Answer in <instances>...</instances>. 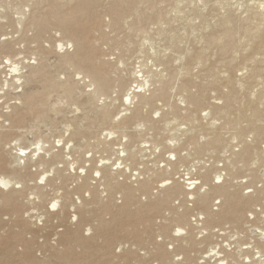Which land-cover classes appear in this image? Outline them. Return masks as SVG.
Returning a JSON list of instances; mask_svg holds the SVG:
<instances>
[{
  "label": "rangeland",
  "instance_id": "obj_1",
  "mask_svg": "<svg viewBox=\"0 0 264 264\" xmlns=\"http://www.w3.org/2000/svg\"><path fill=\"white\" fill-rule=\"evenodd\" d=\"M43 1L40 5L39 1L33 2L38 4L36 5L38 7L34 8L35 4H31L32 8L25 0H0V163L2 165L0 176L21 181L24 185L23 190L20 188L11 190L12 186L2 189L0 184V264H65L59 262L55 254L68 250L67 256L70 261L76 262L83 257L82 263L85 262V264H216L220 258H202L205 257L208 249L216 245L219 247V252L223 251L221 253L224 258L228 251L229 253L232 251V254H228V258V255L226 256V264H235L236 261H239L238 264L242 263V258L250 256L253 249L242 250L239 254L238 246L251 247L252 239L255 235H259L257 229H261L264 225V221H261L264 220V188L257 187L264 175V45L256 47L245 38L248 33L250 34L249 31L253 32V27L245 22L233 27L218 24L219 20L226 16L225 12H228V8H233V14L240 8L236 15L239 16L242 13L241 16H244L246 9L255 8L254 2L252 0H131L130 6L125 8L120 18L115 19L114 14L109 12V7L111 3L118 0H99V3L87 14L68 15L66 18L70 26L77 21L78 25L72 27L83 25L88 27L83 37L92 44L95 51L93 62L101 61L104 63L102 66L105 70L121 80L118 86L111 83L108 87L97 88V94L92 86L88 87L91 83L88 81L89 78L84 81L79 80L73 85L74 92L69 99L64 96L62 90L43 91L44 88L40 87L44 85L43 78L44 80L53 79V83L75 78L74 69H63L57 65L61 57H71L74 54L75 48L70 47L72 44L68 43L73 38L60 31L55 22H50L51 24L46 22L48 25L42 23L45 22L43 16L48 13L51 3L54 6L57 4L60 8H58L59 12L69 14L67 6L70 5V1ZM133 6L137 7L136 12ZM197 13L201 14L203 19L197 17ZM39 18L40 21H38ZM38 26H47V28ZM38 28L41 31H38ZM245 30L248 31L245 32ZM229 33L232 37L228 35ZM225 34L228 37H225ZM213 39L214 43H212ZM253 41L256 43L257 40L254 38ZM61 42L66 48L62 47ZM206 43L209 45L206 46ZM3 55L12 56L14 62L19 60L17 63L21 62L19 66L23 67L21 70L23 77L19 82L14 83V86L3 84L4 80L10 79V72L6 69L8 64L2 63ZM158 57L165 58L161 65L156 61ZM119 59L122 60V66L116 68ZM32 66L36 67V70L43 69L45 76L43 78L40 76L41 78H36L34 83L28 84L25 78L29 71L32 72ZM137 67L140 68L137 69ZM142 68L143 77L147 73L149 75L151 71L152 75L157 74L155 78L162 79L166 84V91L162 98L151 99L149 104L141 110L140 115L134 117L131 112L134 104L130 105L127 101L123 107L121 96L127 87L137 85L133 82L135 78L132 74L134 70ZM141 74L136 75L139 83L144 82L141 92L150 91L152 82L144 81L140 77ZM164 74L165 76H162ZM20 82L21 85H18ZM147 86L150 90L146 89ZM114 87L117 91L112 93L111 89ZM38 90L41 91L38 93ZM36 91L39 97L44 98V100L39 99L38 102L47 104L44 118H41L39 113H25L26 107L22 104L25 95ZM148 91L145 93H149ZM231 92L233 93L231 95L236 94L239 97L226 101L228 99L225 96ZM195 95L199 97L198 103L189 99ZM99 98L105 100L102 101ZM253 102L256 108H259L257 111L260 110V112H258V120L251 124L248 119L252 114L250 111L243 113L242 109L247 103ZM226 105H230L231 113L222 112ZM101 106H104V110L111 119L116 117L119 123L109 120L100 124L96 113ZM125 108H128L129 113L127 109L123 111ZM18 111L20 112L17 113ZM207 111L210 112L207 114ZM15 113L21 116V121L14 120ZM240 113L244 114L243 118L240 117ZM226 119L237 121L228 124L225 123L228 122ZM212 120L216 123L213 126L210 124ZM137 123H140V127L135 129ZM76 127L82 131L89 129V132L86 133L87 130L84 132L83 139L78 137L75 139L72 132L76 130ZM103 129L117 131L115 135L117 138L107 140L103 134L101 135ZM215 133L218 134L220 148L211 152L209 149L214 147L210 144V138ZM37 141L39 145H36ZM67 141H69L68 145L63 151L62 148ZM232 141H237V146L240 148L241 145L242 149L238 148L240 151L232 153ZM197 143L201 148H196ZM70 146L75 149V152L69 151ZM153 146H159V151L153 152ZM246 147L251 148L250 155L244 154ZM22 148L30 151L26 154V158H31L32 155L31 163L29 161V167L26 166L25 172L21 169L24 166L25 157L18 156L20 164L13 162L14 156L21 155L19 149ZM49 150L53 154H58L59 157H56L54 161L48 159ZM32 151H36L35 154ZM37 153L44 158L42 161L36 160L34 155ZM171 153H178L175 162L173 158L176 157L171 156ZM168 158H171L170 163L167 162ZM205 158L213 162L221 158L225 160L228 175L233 181H225L222 186L228 187L242 201L245 200L248 203L245 208L239 209L237 218L228 220L230 222L221 221V224L210 223L212 225L207 226L210 227L207 228L208 234H205L206 230L203 236H198L196 229L191 225L190 218L194 211L200 210L194 202L192 207H189L191 201L189 198L192 195L184 194L183 183L177 175L190 163L205 160ZM230 158L236 162L241 161L238 162L237 169H231L228 160ZM117 159L121 161V164ZM74 161L78 164L71 166ZM83 164L88 165L90 187L77 192L76 182L70 176H74L73 168L75 172H80L77 168ZM101 164L106 165L103 169L105 170L103 173L106 174H112L118 168L116 181L125 187L137 189L128 204L120 189L109 190L103 185L102 180L98 181L99 176L93 173V170ZM155 165L158 168H155ZM18 172L23 174L20 175ZM42 172L47 177V181L51 180V184L42 185L44 179L38 180V185L35 184ZM132 172L137 173L135 179L132 177ZM205 172L200 175V179ZM240 177L246 180L249 187L250 185L255 187L252 193L245 194L234 183ZM80 179L77 181L79 182ZM167 179L173 181L171 186L174 185L173 187L176 188L173 189L175 191H171L173 194L168 198L165 196L168 193L166 187L160 186L161 182ZM93 190L96 191L95 196L91 194ZM64 197H70L72 201L71 206L68 204L66 209H62ZM163 197L164 200H162ZM218 199L219 197L216 196L211 197L210 209H215L213 201ZM94 200L101 203L98 204L97 201L94 203ZM106 204L109 205L110 211L102 213V221L109 225L107 233L110 232L109 235L106 233L100 236L96 230L100 222L98 216L100 209ZM53 205H55L54 208ZM152 205L159 206L148 215H142V221L131 226V223H127L125 228L119 226L124 221L125 215H128L131 220H136L140 210L151 209ZM223 206L224 202L220 200L216 208L221 210ZM257 208L261 211L255 214L254 211ZM85 211L91 217L88 220L83 217ZM251 212L258 222H262L260 227L255 218L250 219L248 214ZM176 214L183 216L184 220L176 219ZM177 227L183 231L178 232ZM252 228L253 231L250 230ZM74 231L78 232L81 242L75 245L71 243L72 248H70L67 238ZM230 231L232 232L229 233ZM236 233L239 238L230 237ZM257 238H255L256 241ZM106 241L109 243L108 247ZM184 242L193 245L188 250L181 249L180 245ZM158 251L161 252L160 255ZM89 253H91L90 256ZM237 255H240V259L236 258ZM230 256L232 258L235 256L237 260L235 258L233 260ZM247 259H245L246 263ZM257 261L259 260L256 259L247 264H261ZM76 264L81 263L76 262Z\"/></svg>",
  "mask_w": 264,
  "mask_h": 264
},
{
  "label": "bare ground",
  "instance_id": "obj_2",
  "mask_svg": "<svg viewBox=\"0 0 264 264\" xmlns=\"http://www.w3.org/2000/svg\"><path fill=\"white\" fill-rule=\"evenodd\" d=\"M26 1V3H30V6H32V8H33V5L35 4V3H37V1H39L38 2V4L40 5V3L43 1V0H25ZM70 1V5H68L67 7H69V8H67V10L69 11V14H67V12H66V9H65V12H66V14L64 13V12H59V7H57V4L54 6V5H51V4H53V3H51L50 4V8H48L49 9V11H48V13L46 14V16H43L44 17V20L43 21H45V22H42L43 24L44 23H48L49 22V24H51L50 22H55L58 26H59V28L61 29H59L60 31H63L64 33H66V34H68V35H70L73 39L72 40H70V41H68V43L70 42L71 44H72V46H70V47H74L75 48V52H74V54L73 55H71V57H61L60 59L61 60H59L58 61V63H57V65H58V67H60V68H71V69H74L75 70V78H73V79H65L63 82H60V83H56V82H54L53 83V79L52 80H50V79H48L47 77H45L46 79H48V80H44V78H43V76H45V74H44V70L43 69H41V70H39V69H37L36 70V67H31L32 68V72L31 71H29V74L28 75H26V78H25V82H27L28 84H31V83H34L35 81H36V78H43V83H44V85H42V87H40V88H44V90L43 89H41V90H43V91H47V90H62V92H63V94H64V96L65 97H67V98H69V99H71V96L73 95V92H74V90H73V85L74 84H76V83H78L79 82V80H82V81H84L86 78H89V82L91 81V83H89V85H88V87H90V86H92V89L94 90V92L97 94L98 93V90H97V88L98 89H102V88H105V87H108L109 86V84H111V83H114V86H118V82L119 81H121L120 80V78L117 76L116 77V75H112L110 72H108V70H105L103 67L104 66H102L104 63H102L101 61H96L95 63L93 62L94 61V58H95V51H94V49L92 48V44H89L87 41H86V39L83 37V34H84V32L88 29V27L86 26H80V27H72V26H75L76 24H77V21H75L76 22V24H71L72 26H70V23H68V18H66L68 15L69 16H75V15H83L84 13H86L87 14V12H89V10L90 9H92V7L93 6H95L96 4H98L99 3V0H69ZM108 1V0H107ZM119 1V2H118ZM117 2H114L113 4L111 3V5H110V7H109V12H111L112 14H114V16L116 17H114L115 19H119L120 18V14L123 12V11H125V8L126 7H129L130 5V3H131V0H118ZM133 1H135V0H133ZM139 1V0H138ZM253 2H254V4H255V8H248V9H246V11H244L245 12V15L242 17L241 16V14L239 15V16H237L236 15V13L238 12V10H240V8L237 10L236 9V13H232V12H234V10H232V9H230V8H228V12H225L226 13V16L224 17V18H222V19H220L219 20V26H225V27H229V26H232L233 27V25L235 26H237L238 24L240 25H242V23L243 22H245V23H247V24H249V25H251L252 27H253V32L251 33V31H249L250 32V34L248 33V35L245 37L249 42H251L252 44H254L256 47H260V46H262V45H264V0H261V1H258V0H252ZM33 2H35V3H33ZM44 2V1H43ZM48 2V1H47ZM173 2H175V1H173ZM250 2V1H249ZM149 3V2H148ZM237 3H240V2H237ZM31 4H33V5H31ZM38 4H35L34 5V8H36V7H38V6H36V5H38ZM136 4V3H135ZM159 4V3H158ZM158 4H157V6H158ZM175 4V3H174ZM47 5V4H46ZM49 5V4H48ZM173 5V4H172ZM251 5V4H250ZM59 6V5H58ZM229 7V6H228ZM230 7H232V6H230ZM240 7V6H239ZM249 7V6H248ZM253 7V6H252ZM59 8V9H58ZM225 8V7H224ZM133 9L135 10V12H136V10H137V7H135V6H133ZM139 9V8H138ZM147 9V8H146ZM235 9V8H234ZM34 10V9H33ZM41 10V9H40ZM62 10V9H61ZM95 10V9H94ZM245 10V9H244ZM39 11V10H38ZM64 11V10H63ZM132 10H130V12H131ZM159 11V10H158ZM92 12V11H91ZM90 12V13H91ZM134 12V11H133ZM138 13H139V11H137ZM243 12V11H242ZM243 12V13H244ZM89 13V14H90ZM110 13V15H112ZM159 13V12H158ZM137 14V13H136ZM238 14V13H237ZM34 16V15H33ZM137 16V15H136ZM140 16H141V14H140ZM196 16L197 17H201L202 19H203V17H202V15L201 14H199V13H197L196 14ZM95 17V16H94ZM80 18V17H79ZM85 18H89V17H87V16H85ZM122 18V17H121ZM142 18V17H141ZM84 19V18H83ZM82 19V20H83ZM96 19V18H95ZM135 19V18H134ZM133 19V20H134ZM200 19V18H199ZM32 20H33V18H32ZM41 19L39 18L38 19V21H40ZM129 20V19H128ZM24 21V20H23ZM35 21V20H34ZM33 21V22H34ZM84 21H86V19H84ZM89 21H92V20H89ZM126 21V20H125ZM160 21V20H159ZM158 21V22H159ZM30 22V21H29ZM74 22V23H75ZM80 22V21H79ZM93 22H94V20H93ZM38 23V22H37ZM41 23V22H40ZM41 23V24H42ZM46 23V24H47ZM82 23V22H81ZM92 23V22H91ZM96 23V22H95ZM120 23V22H119ZM218 23V22H217ZM23 24V23H22ZM36 24V23H35ZM117 24V23H116ZM37 25H39V23L37 24ZM36 25V26H37ZM48 25V24H47ZM78 25V24H77ZM86 25V24H85ZM126 25V24H125ZM44 26V25H43ZM43 26H38L39 28H41V27H43ZM88 26H89V24H88ZM149 26V25H148ZM218 26V27H219ZM46 28H47V26H45ZM45 27H43V28H45ZM243 27V26H242ZM242 27H240V28H242ZM246 27V26H245ZM22 28V27H21ZM37 28V27H36ZM38 28V31H41L40 29ZM125 28V27H124ZM135 28V27H134ZM140 28V27H139ZM239 28V30H242V29H240ZM247 28H248V26H247ZM20 29V28H19ZM18 29V30H19ZM102 29V28H101ZM107 29V28H106ZM105 29V30H106ZM108 30V29H107ZM235 30V29H234ZM238 30V29H237ZM249 30V29H248ZM247 30V31H248ZM20 31V30H19ZM232 31V30H231ZM243 31H244V29H243ZM246 30H245V32H247ZM235 32V31H234ZM240 32V31H239ZM41 33V32H40ZM116 33V32H115ZM141 33V32H140ZM148 33V32H147ZM231 33H233V32H231ZM212 34H213V32H212ZM235 34H236V32H235ZM235 34H233V35H235ZM242 34V33H241ZM245 34V33H244ZM144 35V34H143ZM214 35V34H213ZM230 37H232L231 35H230V33L228 34ZM228 35H224L225 37L227 36L228 37ZM242 36H243V34H242ZM110 37V36H109ZM112 37V36H111ZM229 37V38H230ZM235 37V36H234ZM223 38V37H222ZM256 39L257 41H256V43L253 41V39ZM231 39V38H230ZM210 40V39H209ZM209 40H208V42H209ZM218 40V39H217ZM232 41H233V39H231ZM100 41V40H99ZM212 41V40H211ZM60 42V41H59ZM62 44H63V42H61ZM99 43V42H98ZM212 43H214V39H213V42ZM230 43V42H229ZM61 44V45H62ZM144 44V43H143ZM3 45V44H2ZM64 45V44H63ZM62 45V47L64 48L65 47V45L63 46ZM67 45V44H66ZM95 45H97L96 43H95ZM100 45V44H99ZM209 45V43H206V46H208ZM237 45V44H236ZM251 45V44H250ZM125 46V45H124ZM142 46V45H141ZM225 46V45H224ZM226 46H228V45H226ZM229 46H230V44H229ZM228 46V47H229ZM61 47V46H60ZM252 47V46H251ZM57 48V47H56ZM63 48H61V49H63ZM66 48V47H65ZM253 49V48H252ZM258 49V48H257ZM106 50V49H105ZM108 50V49H107ZM112 51V50H111ZM63 52H65V51H63ZM62 52V53H63ZM114 52H115V50H114ZM123 52V51H122ZM128 53V52H127ZM204 53V52H203ZM116 54H118V53H116ZM254 54H256V53H254ZM4 56V55H3ZM110 56V55H109ZM115 56V55H114ZM13 57L12 56H9V55H5L4 57H2V59H3V61H2V63L4 64L5 63V61H7V63H5V64H8V68H6L7 69V71L8 72H10V75H9V78L10 79H6V80H4V82H3V84L5 83V85L6 86H8V85H13L14 86V83L16 84L17 82H19L21 79H22V77H23V75H22V69H23V67H20L19 66V64L21 63V62H19V63H17V62H14V59H12ZM150 58V57H149ZM159 58V57H158ZM251 58V57H250ZM250 58H249V60H250ZM22 59V58H21ZM155 59H157V58H155ZM163 59H165V58H159L158 60H156V61H158L159 62V64L161 65L162 64V62H163ZM246 59H247V57H246ZM246 59H244L245 61H246ZM16 60V59H15ZM96 60V59H95ZM99 60H101V59H99ZM103 60V59H102ZM104 60H105V58H104ZM120 60V59H119ZM110 61V60H109ZM156 61H154V62H156ZM253 61V60H252ZM153 62V63H154ZM257 62V61H256ZM1 63V64H2ZM140 63V62H139ZM2 64V65H3ZM29 64V63H28ZM33 64V63H32ZM158 64V63H157ZM1 65V66H2ZM141 65H143V64H141ZM43 66V65H42ZM120 66H122V60H120V61H118L117 63H116V68H118V67H120ZM123 66H124V64H123ZM163 66V65H162ZM167 66V65H166ZM169 66V65H168ZM144 67V66H143ZM153 67H155L154 65H153ZM1 68V67H0ZM5 68V67H4ZM43 68V67H42ZM115 68V69H116ZM138 68H140V67H137V69ZM263 68H264V66H263ZM263 68H261V69H263ZM3 69V68H2ZM114 69V70H115ZM122 69V68H121ZM136 69V70H137ZM155 69V68H154ZM260 69V70H261ZM134 70V69H133ZM134 70V72H133V74H132V76H134V83L135 84H137L135 87L133 86V85H130L129 87H127L123 92H122V96H121V104L123 105V107H124V104H126V102L128 101V103L131 105V103H133L134 105L132 106V110H131V112H132V116H134V117H136V116H139L140 115V112H141V110L143 109V108H145L146 106H147V104H149V102H150V100L151 99H153V98H156V97H161L162 98V96H163V94H164V92L166 91V84H164L163 83V81H162V79H159V78H155V76L157 75H155V73L152 75V71H151V75L149 74V75H147L146 74V76L145 77H143V68L142 69H139V70ZM167 70V69H166ZM264 70V69H263ZM156 71V70H155ZM257 71V70H256ZM116 72V71H115ZM165 72V71H164ZM170 72V71H169ZM261 72V71H260ZM131 73V72H130ZM137 73H142L141 74V76L140 77H142L143 79H144V81H146L147 83H149V82H152V85L154 86V88H153V86H152V89L150 90L149 89V87L147 86V88L146 89H149L150 91H148V90H146V91H148L149 93H145V92H141V87H143L144 88V86H143V84H144V82H142V83H139L140 81L139 80H137ZM238 73V72H237ZM258 73V72H257ZM9 74V73H8ZM48 74H50V75H52L51 73H48ZM83 74H85L84 76H83ZM113 74H115V73H113ZM240 74V73H239ZM259 74V73H258ZM47 75V74H46ZM123 75V74H122ZM131 75V74H130ZM129 75V76H130ZM241 75V74H240ZM41 76V77H40ZM49 76V75H48ZM162 76H165V74L164 75H162ZM121 77V76H120ZM124 77V76H123ZM131 77V76H130ZM152 77V78H151ZM50 78H52V76L50 77ZM141 79V78H140ZM165 79V78H164ZM3 81V80H2ZM22 81H24V80H22ZM45 81V82H44ZM51 81V82H50ZM56 81V80H55ZM58 81V80H57ZM60 81V80H59ZM78 81V82H77ZM81 82V81H80ZM26 83V84H27ZM38 83V82H37ZM36 83V84H37ZM21 85V82L20 83H18V85ZM25 84V83H24ZM25 84V85H26ZM27 84V85H28ZM35 84V85H36ZM1 86V85H0ZM37 86H39V84H37ZM150 86V85H149ZM4 88V87H3ZM2 88V89H3ZM33 87H31V89H32ZM115 88L116 87H114V88H112L111 90V92L112 93H115L117 90H115ZM137 88H139V90L137 89ZM21 89V88H20ZM38 89V88H37ZM37 89H34V90H37ZM23 90V89H22ZM21 90V91H22ZM33 90V89H32ZM41 90H38V93H39V91H41ZM1 91H3V90H1ZM42 91V92H43ZM88 91V90H87ZM90 91V90H89ZM60 92V91H59ZM141 92V93H140ZM37 93V91L36 92H31L30 94H28V95H25L24 96V98H23V103H22V101H21V103L22 104H24L25 105V107H26V111H25V113H30V114H36V113H39L40 115V117L41 118H44L45 117V114H44V110H46L47 109V104L46 103H44V102H38L39 101V99L41 100L43 97H39V95H37L38 94ZM5 94H6V92H5ZM17 94V93H16ZM20 94V93H19ZM47 94V93H46ZM231 94H233L232 92L228 95H226L225 96V98L226 99H228V100H226V101H229V100H232V99H237L239 96L238 95H231ZM40 95H42L41 93H40ZM101 95V94H100ZM192 95V94H191ZM23 97V96H22ZM48 97V96H47ZM101 97V96H100ZM50 98V97H49ZM48 98V99H49ZM198 98L199 97H197L196 95L195 96H192L191 98H189L190 100L192 99L193 100V102H195V103H198L197 102V100H198ZM14 99H15V97H14ZM99 99H101L102 101L103 100H105L104 98H99ZM107 99V98H106ZM17 100H19V98H17ZM43 100H44V98H43ZM243 100V99H242ZM261 100V99H260ZM264 100V99H263ZM253 101V100H252ZM259 101V100H258ZM260 102V101H259ZM113 104L115 103V101L114 102H112ZM20 104V103H19ZM128 104V105H129ZM192 104V103H191ZM231 105V104H230ZM230 105H226L225 106V108H224V110H222V112H228V113H231V107H229ZM17 106V105H16ZM15 106V107H16ZM22 106V105H21ZM48 106H50V105H48ZM85 106H87V104L85 105ZM126 106V105H125ZM260 106V105H259ZM92 107V106H91ZM104 106H101L100 108H98V110H97V119H98V121H99V123L101 124L102 122H105V121H109V120H111V122H113V123H116V124H118L119 122H118V119L116 118V117H114L113 119H111L110 117H109V114L108 113H106V111L104 110V108H103ZM131 107V106H130ZM129 107V108H130ZM192 107V106H191ZM50 108V107H49ZM48 108V109H49ZM241 108V107H240ZM23 109V108H22ZM124 109V108H123ZM126 109H127V112H128V108H125V110H123V111H126ZM242 109V108H241ZM257 109H259V108H256V105H255V103L253 102V103H247V105L246 106H244L243 107V109H242V111H243V113H247L248 111H250V113L252 114V116L248 119V121L251 123V124H254L255 122H256V120H258V112H260V110L259 111H257ZM21 110V109H20ZM24 110H25V108H24ZM23 110V111H24ZM50 110V109H49ZM171 110V109H170ZM245 110H246V112H245ZM20 111H18L17 113H19ZM55 112V111H54ZM210 111H207L206 113L208 114ZM240 112H241V110H240ZM24 113V114H25ZM117 113H121V112H117ZM124 113H126V112H124ZM123 113V114H124ZM129 113V112H128ZM205 113V114H206ZM243 113H240V117L242 116V118H243ZM16 114V113H15ZM47 114H49V113H47ZM206 114V115H207ZM14 115V114H13ZM28 115V114H27ZM126 115H127V113H126ZM129 115H131V113L129 114ZM25 116H26V114H25ZM30 116V115H29ZM32 116H34V115H32ZM124 116V115H123ZM160 116V115H159ZM23 117V116H22ZM36 117V116H35ZM119 117V116H118ZM153 117V116H152ZM257 117V118H256ZM37 118V117H36ZM120 118H121V116H120ZM140 118V117H139ZM21 119V116L19 115V114H16V115H14V120L17 122V120L18 121H21L20 120ZM82 119V118H81ZM80 119V120H81ZM86 119V118H85ZM228 122H225V123H228V124H232L233 122H235V121H237V120H235V119H226ZM192 121H193V119H192ZM2 122V121H1ZM94 123V122H93ZM189 124V123H188ZM191 124H193V122L191 123ZM212 126L214 125V124H216L215 123V120H212V122L210 123ZM166 125H168V123L166 124ZM15 126V125H14ZM81 126H82V124H81ZM222 126H223V124H222ZM255 127H256V124L254 125ZM85 127V126H84ZM91 127V126H90ZM137 127H140V123L138 124H136L135 125V129L137 128ZM192 127H193V125H192ZM258 127V126H257ZM12 128H15V127H13L12 126ZM82 128V127H81ZM254 129V128H253ZM87 129H85L84 131H82L81 129H79V127H76V130H74V132H72L73 133V137L75 138V137H78L79 139H83V135H85L84 134V132L86 131ZM89 130V129H88ZM87 130V132L86 133H88L89 131ZM255 130V129H254ZM102 131V130H101ZM104 135L105 136V138L107 139V140H113V139H115V138H117V136H115L116 134H117V131H115V130H112V129H110V130H106V129H103V131H102V133H101V135ZM218 134L217 133H215V135L213 134L212 135V138H210V144H212L213 145V147L214 148H212V149H209V150H211V152H214V151H216V150H218L220 147H219V145H220V140H219V137L217 136ZM235 138V137H234ZM18 139V138H17ZM62 139V138H61ZM76 139V138H75ZM19 140V139H18ZM20 140H21V138H20ZM19 140V141H20ZM73 140V139H72ZM58 142L60 141L59 139L57 140ZM146 141V140H145ZM144 141V142H145ZM40 142H41V140H40ZM42 142H43V140H42ZM68 142L69 141H67L65 144H64V146H63V148H62V150L64 151L65 149H66V147H67V145H68ZM144 142H141V143H144ZM31 144H33V143H31ZM42 144V143H41ZM237 141L235 142H233L232 141V143H231V148H232V153H235V152H238V151H240L239 149H242L241 147V145H240V148L237 146ZM34 145H35V143H34ZM36 145H39V141H37L36 142ZM72 146V145H71ZM69 147V151L70 152H75L74 150V148L73 147ZM30 147V146H29ZM36 147V146H35ZM35 147H33V148H35ZM45 147V146H44ZM43 147V148H44ZM47 147V146H46ZM198 147H200L201 148V146L200 145H198V143L196 144V148H198ZM21 148V147H20ZM42 148V147H41ZM239 148V149H238ZM38 149H40V147L38 148ZM158 149H160V147L159 146H153V152H155V151H157ZM35 150H36V148H35ZM77 150V149H76ZM19 151H20V153L21 152H24L25 153V155H23V157H25L26 158V154H28V153H30V151H26V149H19ZM159 151V150H158ZM243 151V150H242ZM32 152H34V154H35V152L36 151H32ZM48 152H50V150L48 151ZM254 152V151H253ZM252 152V153H253ZM195 153V152H194ZM33 154V153H32ZM40 153H37V155H34V156H36V160L37 161H42V159H44L43 157H41V155H39ZM172 154V155H171ZM171 154H169V155H171V156H173V157H176L177 156V154L178 153H171ZM244 154H248V155H250L251 154V148L250 147H246L245 148V150H244ZM254 154V153H253ZM235 155V154H234ZM237 155V154H236ZM247 155V156H248ZM18 156H21L22 157V155H16V156H14V161L13 162H15L14 164H20V158H18ZM29 157V156H28ZM56 157H59V155L58 154H53V153H49V158L48 159H50L51 161H54V159L56 158ZM169 157V156H168ZM256 157V156H255ZM120 158V157H119ZM234 158V157H233ZM240 158V157H239ZM47 159V158H46ZM47 159V160H48ZM174 159V162L176 161V159H177V157L176 158H173ZM232 158H230V159H228L229 160V165H230V167H231V169L232 170H234L236 167H238V162H236V161H233L234 159H232ZM241 159V158H240ZM25 160L27 161V163L25 164ZM24 160V162H23V164H24V166H22V168L21 169H24V172H25V169H27V165L29 164V161H30V163H31V160H32V155H31V158L29 157V158H26ZM35 160V159H34ZM33 160V161H34ZM118 161H120L119 159H117ZM170 160H171V158L169 159H167V162L168 163H170ZM32 161V162H33ZM241 161H242V159H241ZM240 161V162H241ZM0 162H1V159H0ZM36 162V161H35ZM44 162V161H43ZM207 162H209V160H201V161H194V162H192V163H190L189 164V166L187 167V168H185V169H188V168H191L192 167V165L194 164V163H198L200 166H199V168H198V170H196V172H197V175H198V177H197V181H198V185L197 184H195L194 185V187H192L193 189H187L186 187H188V185H186V184H184L183 183V178L181 177V176H179L178 178L179 179H181V183H183L182 184V186H183V192H184V194H186V195H192L191 196V198H189L191 201H190V204H189V207H192V204H193V202H194V204L197 206V208L200 210V211H194L193 212V215L191 216V225L196 229V232L198 233V236L200 235V236H203V232L204 231H206L207 230V232H205V234L207 233L208 234V229L207 228H210V227H207V226H209V225H212V224H210V223H215L216 222V224L219 222H221V221H228V220H231V219H234V218H237L238 216H236V214L238 213V211H239V209H242V208H245L246 207V205H247V203H248V201L246 202L245 200L244 201H242V199H240V197H238V195L236 194V193H234L232 190H230L228 187H226V186H222V185H224L225 184V181H230V182H232L233 181V179H231L230 177H229V175H228V171H227V169H226V165H225V160H217V161H214V162H212V163H210L209 165H206L207 164ZM239 162V163H240ZM106 163V162H105ZM104 163V164H105ZM117 163V162H116ZM219 163H221V167L220 168H216V166L215 165H217V164H219ZM36 164V163H35ZM38 164V163H37ZM74 164H78V162L77 161H74V162H72L71 163V166H73ZM120 164H121V161H120ZM119 164V165H120ZM30 165H32V164H30ZM118 165V164H117ZM159 165V164H158ZM0 166H2L1 165V163H0ZM9 165H7V167H8ZM18 166V165H17ZM38 166H40V165H38ZM42 166V165H41ZM106 166V165H105ZM105 166H103V164H101L99 167L98 166H96L95 168H94V170H93V173H98L99 175V180L98 181H100V180H102L103 181V185L107 188V189H111V190H116V189H120L121 191H122V193H123V195L125 196V199H126V201H127V204L129 203V201L132 199V196H133V193L137 190V189H134L133 190V188H129V187H125V186H123L121 183H118L117 181H116V178H115V176L118 174V172H116V170L118 169V168H116L115 169V172L114 173H112V174H106V173H103V171H105V170H103L104 168H105ZM156 166V165H155ZM13 167V166H12ZM28 167H29V165H28ZM35 167V166H34ZM87 167H88V165H85V164H83V165H81V166H79L78 168H77V171H79L80 170V172H75V168H73V174H74V176H70V177H72V179L73 180H75V184H76V187H77V192H79L81 189L83 190V188H89L90 186H89V182H88V169H87ZM10 168H11V166H10ZM20 168V167H19ZM155 168H158V166H156ZM21 169L19 170V172L21 171ZM185 169H183V171L185 170ZM237 169V168H236ZM112 170V169H111ZM205 170H206V172H205ZM209 170V171H208ZM23 171V170H22ZM43 171V170H42ZM17 172V171H16ZM16 172H14V173H16ZM18 172V174H20ZM27 172V171H26ZM203 172H205L202 176H201V179H200V175L203 173ZM211 172V173H210ZM180 173V172H179ZM178 173V174H179ZM21 174H23V173H21ZM20 174V175H21ZM26 174V173H25ZM82 174V175H81ZM45 174H44V172H42V174L40 175V176H38L37 177V179H36V183L35 184H37L38 185V180H43L44 179V182L42 183V185L44 184L45 186L48 184H51L50 182H51V180H46L47 179V177H45L44 176ZM19 176V175H18ZM26 176H27V174H26ZM136 176H137V173L136 172H132V177H134V179L136 178ZM93 177V176H92ZM263 177H264V175H262V178H261V183H260V185H258L257 187L259 188V189H261V188H264V179H263ZM25 178H27V177H25ZM82 180H81V179ZM94 178H96V176L94 177ZM97 178V179H98ZM80 179V181L78 182L77 180H79ZM107 179V180H106ZM211 179H212V181H211ZM146 180V179H145ZM147 180H149L148 179V177H147ZM147 182V181H146ZM149 182V181H148ZM227 182V183H228ZM54 183V182H53ZM174 182L173 181H169L168 179L167 180H163L162 182H161V188L164 186V187H166L165 189H167V191H168V193L165 195L166 196V198H168L169 196H171L173 193V191H175V190H173V189H176L175 187H173V186H171L172 184H173ZM235 184H237L239 187H240V190H242V192H244L245 194H250V193H252V191H253V188H255V187H253L252 185H250V187H249V185L247 184V182H246V180L244 179V178H242V177H240V178H237L236 180H235V182H234ZM0 184H1V187H2V189H7V188H9V187H11L12 186V188H11V190H17V189H22L23 187L22 186H24V185H22L21 184V181L19 182V181H15L13 178H10V177H5V176H0ZM19 184H21L20 186H18ZM40 184V183H39ZM56 184V183H55ZM41 185V184H40ZM57 186V185H56ZM123 186V187H122ZM49 187V186H48ZM52 187H53V184H52ZM51 187V188H52ZM159 187V186H158ZM218 187H221V188H218ZM251 187H252V189H251ZM26 189V188H25ZM43 189V188H42ZM57 189V188H56ZM76 189V188H75ZM93 189V188H92ZM23 190V189H22ZM53 190V189H52ZM55 190V189H54ZM172 191V192H171ZM53 192V191H52ZM58 192V191H57ZM63 192V191H62ZM87 192V191H86ZM66 193V192H65ZM175 193V192H174ZM33 194V193H32ZM35 194V193H34ZM58 194V193H57ZM62 194V193H61ZM64 194V193H63ZM79 194V193H78ZM91 194L93 195V196H95V194H96V191L95 190H93V192L91 191ZM31 195V194H30ZM66 195V194H65ZM57 196V195H56ZM67 196V195H66ZM164 196V197H165ZM213 196H216V197H219V199H218V201L217 200H214L213 201V204H214V207H215V209H210V200H211V197H213ZM91 197V196H90ZM98 197V196H97ZM164 197H163V199L162 200H164ZM79 198V197H78ZM64 199V202H63V208L62 209H66V207H67V205L69 204H71L72 203V201H71V199H70V197H64L63 198ZM98 200V199H97ZM97 200H94L93 202L95 203ZM220 200H222L223 202H224V206H223V208L221 209V210H218L219 208H216L218 205H219V203H220ZM99 201V200H98ZM97 201V202H98ZM57 202H59V201H57ZM96 202V203H97ZM192 202V203H191ZM56 203V202H55ZM91 203H92V201H91ZM94 203H92V204H94ZM101 203V202H100ZM99 202H98V204H100ZM53 204V203H52ZM58 204V203H57ZM51 205V204H50ZM73 205V204H72ZM82 205V204H81ZM71 206V205H70ZM158 206L159 205H152V206H150V207H152L151 209H143V210H140V212H138L139 213V215H138V217L136 218V220H131L130 219V217L128 216V215H125V219H124V221L122 222V223H120L119 224V226H121L122 228H125L124 226L127 224V223H131L130 224V226L132 225V224H136L137 222H139V221H142L143 219H142V215L143 216H146V215H148L149 214V212H151V211H155V210H157V208H158ZM74 207V206H73ZM86 207V206H85ZM59 208V207H58ZM87 209H88V207H86ZM85 208V209H86ZM212 208V207H211ZM214 212H213V211ZM218 210V211H217ZM89 211V210H88ZM109 212L110 211V207H109V205L108 204H106V205H104L101 209H100V211H99V213H100V215L98 216V219H100V222L98 223V225H97V234L98 235H104V234H106L107 233V231L109 230L108 229V227H109V225H106L105 224V222H103L102 220V213H104V212ZM215 211H217V212H215ZM260 212L261 211V209H256L255 211H254V213L256 214L257 212ZM61 212V211H60ZM88 212H84L83 214H84V216H83V214H82V216L85 218V219H89V218H91L88 214H87ZM127 214V213H126ZM121 215H123V213L121 212ZM177 215V214H176ZM180 215V214H179ZM186 215V214H185ZM249 215V217H250V219H254L255 218V220L258 222V219H256V217H254V214L251 212V213H249L248 214ZM175 218V217H174ZM182 218H184L183 216H176V219H178V220H184V219H182ZM195 218V220H194V222H193V219ZM134 219V218H133ZM249 219V220H250ZM129 221V222H128ZM237 221V220H236ZM261 221H264L263 219L261 220ZM228 222H230V221H228ZM238 222V221H237ZM249 222H251V220L249 221ZM195 223V224H194ZM260 223H262V222H258V226L260 227ZM207 224V225H206ZM221 224V223H220ZM115 225V224H114ZM118 225V224H117ZM133 225V226H134ZM247 225V224H246ZM113 226V225H112ZM206 226V227H205ZM255 227V226H254ZM262 228L261 229H257V230H259V237L260 238H257L258 236H256L255 235V233H254V235H255V238H257V241H256V239L255 238H253L252 239V242H251V244H253L251 247H244L243 248V246L242 245H239L238 246V248L239 249H237L238 250V252H239V254L242 252V250H246V249H253V253H251V255L250 256H244V258H242V263L241 264H247V263H252V261H254V260H256V259H258L259 261H257V263H261V264H264V225L263 226H261ZM256 229V228H255ZM115 230H117V229H115ZM123 230V229H122ZM177 230H178V232H181V231H183V229H181V228H178L177 227ZM250 230H252L253 231V228L252 229H250ZM111 231H112V229H111ZM114 231V230H113ZM249 231V230H248ZM110 232V231H109ZM108 232V233H109ZM186 232V231H185ZM217 232H220V231H218L217 230ZM232 231H230L229 233H231ZM255 232V231H254ZM107 233V234H108ZM224 233V232H223ZM234 233H235V231H234ZM257 233H258V231H257ZM183 234V233H182ZM185 234V233H184ZM245 234V233H244ZM109 235V234H108ZM180 235V234H179ZM221 235V234H220ZM233 236H231L230 235V237L231 238H233V237H237V238H239L238 236H237V233L234 235V234H232ZM240 235V234H239ZM251 235V234H250ZM176 236V235H175ZM188 236V235H187ZM242 236V235H241ZM245 236V235H244ZM111 237V236H110ZM251 237V236H250ZM185 238V237H184ZM235 239V238H234ZM255 239V240H254ZM261 239H262V241H261ZM67 240H68V244L70 245L71 243L72 244H74L75 245V243H80L81 242V240H80V238H79V234H78V232H76V231H74L71 235H69V237L67 238ZM191 240V239H190ZM250 240V239H249ZM259 240V241H258ZM107 242V241H106ZM108 242H109V240H108ZM107 242V247H108V245H109V243ZM191 243H193L192 241H191ZM191 243H186L185 244V242H184V244L183 243H181L182 245H180V248L181 249H184V250H188V249H190L191 248V246L193 245V244H191ZM71 244V245H72ZM70 245V246H71ZM233 246H237V245H233ZM70 248H72V246L70 247ZM69 248V249H70ZM84 248H85V246H84ZM219 247H218V245H216V246H214V247H211V249H208V251L206 252V255H205V257L203 256L202 258H206V257H213V258H216V259H219L218 261L216 260V259H214V260H216L215 262H216V264H226L227 262H226V256L228 255V254H232V251H230V253H229V251H228V254L225 256V258L223 257V254L221 253V252H223V251H220L219 252V249H218ZM230 249V248H229ZM87 250V249H86ZM89 250V249H88ZM217 250V251H216ZM69 251V250H68ZM68 251H64V252H62V253H57V254H55V256H56V259L59 261V262H62V263H65V264H76V262H78V263H81V264H85V262L84 263H82V261H84L83 260V257H81L80 259H78V261L76 260V262H73V261H70L69 259H68V256H67V254H68ZM97 251V250H96ZM84 252V251H83ZM83 252H82V255H83ZM92 252V251H91ZM94 252V251H93ZM92 252V253H93ZM155 252V251H154ZM153 252V253H154ZM236 252V251H235ZM252 252V251H251ZM86 253V252H85ZM234 253V252H233ZM254 253H256V254H259L258 256H255L254 255ZM90 254L91 253H89L88 255L90 256ZM158 254L160 255L161 254V252H159L158 251ZM84 255H86V254H84ZM240 256V255H239ZM238 255H237V259L239 258L240 259V257H239ZM84 257H86V256H84ZM229 257V255L227 256V258ZM231 257V256H230ZM234 258H235V256H233ZM221 258H223L224 260H222ZM232 258V257H231ZM234 258H232L233 260H234ZM235 258V259H236ZM246 258H248L247 260V263L245 262V259ZM86 259V258H85ZM226 259V260H225ZM236 259V260H237ZM176 260H178V258L176 259ZM203 262V261H202ZM201 262V263H202ZM238 262L239 261H236V262H234L235 264H238ZM239 263V264H240ZM36 264H38V263H36ZM256 264V263H255Z\"/></svg>",
  "mask_w": 264,
  "mask_h": 264
},
{
  "label": "built area",
  "instance_id": "obj_3",
  "mask_svg": "<svg viewBox=\"0 0 264 264\" xmlns=\"http://www.w3.org/2000/svg\"><path fill=\"white\" fill-rule=\"evenodd\" d=\"M208 159L209 158H205V160H208ZM221 159L224 160L223 158H221ZM212 162H213V160L209 159V162H207L206 165H209ZM199 166L200 165L198 163H194L191 168L185 169L184 171L180 172L177 175V178L179 176H181L183 178V183L188 185V187H186L187 189H193L192 187H194L195 184L198 185V181H197L198 175H197L196 170H198ZM215 166H216V168H220L222 165H221V163H219ZM263 206H264V203H263ZM194 220H195V218L193 219V222H194Z\"/></svg>",
  "mask_w": 264,
  "mask_h": 264
},
{
  "label": "snow or ice",
  "instance_id": "obj_4",
  "mask_svg": "<svg viewBox=\"0 0 264 264\" xmlns=\"http://www.w3.org/2000/svg\"><path fill=\"white\" fill-rule=\"evenodd\" d=\"M5 63H7V61H5ZM21 155L23 156V155H25V153L24 152H21ZM97 175H99L98 173H97ZM55 207V205H53V208Z\"/></svg>",
  "mask_w": 264,
  "mask_h": 264
}]
</instances>
